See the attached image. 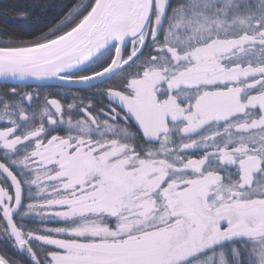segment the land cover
Returning a JSON list of instances; mask_svg holds the SVG:
<instances>
[{
	"label": "snow or ice",
	"instance_id": "1",
	"mask_svg": "<svg viewBox=\"0 0 264 264\" xmlns=\"http://www.w3.org/2000/svg\"><path fill=\"white\" fill-rule=\"evenodd\" d=\"M0 242V264H264V0L0 29Z\"/></svg>",
	"mask_w": 264,
	"mask_h": 264
},
{
	"label": "trees",
	"instance_id": "2",
	"mask_svg": "<svg viewBox=\"0 0 264 264\" xmlns=\"http://www.w3.org/2000/svg\"><path fill=\"white\" fill-rule=\"evenodd\" d=\"M75 2L76 0H0V29L21 34H26V31H36L38 28L54 23ZM34 4L46 6V9L42 15L41 9H34L30 24H23L12 19L17 9L31 8ZM0 246H3L2 242H0Z\"/></svg>",
	"mask_w": 264,
	"mask_h": 264
}]
</instances>
